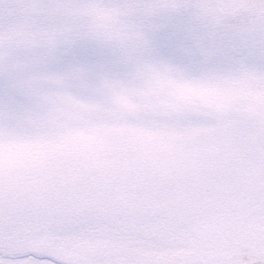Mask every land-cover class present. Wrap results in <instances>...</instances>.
I'll return each mask as SVG.
<instances>
[{
  "label": "snow or ice",
  "instance_id": "1",
  "mask_svg": "<svg viewBox=\"0 0 264 264\" xmlns=\"http://www.w3.org/2000/svg\"><path fill=\"white\" fill-rule=\"evenodd\" d=\"M0 264H264V0H0Z\"/></svg>",
  "mask_w": 264,
  "mask_h": 264
}]
</instances>
